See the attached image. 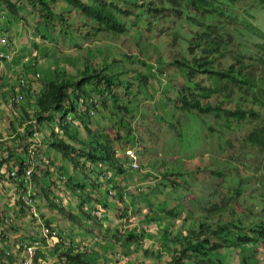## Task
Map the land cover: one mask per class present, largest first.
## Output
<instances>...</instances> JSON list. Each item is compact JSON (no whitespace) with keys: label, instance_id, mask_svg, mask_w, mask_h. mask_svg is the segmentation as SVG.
<instances>
[{"label":"trees","instance_id":"16d2710c","mask_svg":"<svg viewBox=\"0 0 264 264\" xmlns=\"http://www.w3.org/2000/svg\"><path fill=\"white\" fill-rule=\"evenodd\" d=\"M0 3L3 11L16 19L17 24L23 20L19 16L22 7L38 9L33 20L34 36L42 40L51 39L54 34L48 37L43 33L55 32V29H58L61 40L66 36L74 40L72 43L76 48L81 47L79 36L82 40L92 36L90 30L109 38L106 45L109 56L103 58L98 54L89 58L90 51L79 70L74 71L72 66L62 69L56 65L48 73V78L41 81L35 76L34 61L27 60L23 70L17 71L22 79L24 76L32 77L26 89L20 85V89L12 86L6 89L1 84L5 77L0 78V90L4 93L1 100L6 101L12 113L18 110L17 126L23 128V133L12 142V147H15L13 144L18 145V139L33 141L35 133L40 134L46 153L57 154L56 160L52 156L49 159L58 164L62 172L68 170V174L71 173L68 177L59 175L57 182L63 183L79 199L77 211L85 217L86 224L80 221L77 214H66L52 202L49 185L46 186V177L52 176L51 167L48 162L43 165L39 161L44 168L31 164L27 152L31 144L22 149L25 157L21 154L16 156V152L12 151V158L15 156L12 168H7L9 160L5 156L6 150L11 148L0 152V173L3 170L7 172V181L18 187L20 197L27 192V188L30 189L28 205L21 198L15 201L18 214L21 215L32 203H37L38 198H43L50 201L51 209L58 210L71 226L90 236L88 221L94 213H100L104 218V210L112 209L119 213L118 219H122L128 217L127 213L134 208L132 212L135 214L138 210L136 197L142 199L135 193L142 192V189L139 186L133 189L131 194L135 200L129 194L127 204L124 200L125 186H120L121 177H117L119 182L110 180L109 183H113L108 191L111 196L99 210L95 207L87 213L84 204L89 193H99V186L93 179L106 177L102 167H106L113 177L124 175L126 168L130 170L125 166L128 159L125 153L120 155L114 148L115 142L131 135V127L124 118L132 113L134 104L143 103L147 96L150 99L159 98L157 105L160 110L155 103L152 102V105L159 110V121L168 127L164 128L167 134H173L172 138L180 146L188 143L185 150L193 152V156L203 139L210 141L211 136L214 137L217 148L232 152L233 156L224 164L231 166L230 170H236L233 172L236 174L230 171L224 174L220 169L210 171L215 179L212 194L218 193L222 197L219 206L215 204L214 211L213 208L209 210L212 215L204 216L181 233L183 235L173 238H168L172 226L162 228L158 239L160 249L170 253L165 264H228L227 258L232 252V264H264L261 258H255L256 246L264 245V196L260 195V202L253 204L256 211L249 208L245 203L251 202L252 197L242 195V182L247 179L239 176L247 175L236 168L238 164L247 167L245 160L251 155L244 151L245 147L259 148L258 152L264 153V30L256 23L257 17L264 11V0H158L157 4L145 0H0ZM58 35L53 40H57ZM131 41L133 47L130 53L116 54L117 46L129 49ZM32 48L37 49L34 41ZM39 54L43 56L46 52L40 51ZM103 60L107 62L102 63ZM88 86L91 88L88 89ZM170 92L174 95L173 99L168 95ZM92 93L97 94L96 99L91 97ZM106 94L111 109L104 98ZM162 98L167 102L165 107ZM22 101L24 104L20 105ZM127 104H130L129 109ZM97 109L106 114L105 119L112 121L114 117L112 130L115 133H106L108 128L102 127L99 122L92 127L89 112L92 110L94 115ZM179 115L187 117L191 124L177 128L182 123ZM211 119L218 128H211ZM198 125L204 128H197ZM11 128H16L13 123ZM203 129L206 131L204 136L201 134ZM126 141L130 142V139ZM234 149L242 155L237 164L231 161L235 158ZM261 167H264V162ZM12 170L15 177H9ZM27 170L33 171L28 178L25 176ZM259 170L260 167L256 172ZM161 175L163 180L168 181L172 173L164 170ZM224 182L238 185L233 193L240 198V205L235 209L234 203L229 201L233 199V194L227 192L222 195L219 192ZM257 185L264 189V180ZM164 188L165 185L159 184L153 191L159 193ZM167 205L164 198L159 199L155 211L151 209L150 215L141 220L145 224L160 223L167 217L181 216L180 208L174 214L172 209H167ZM215 212L217 218L214 217ZM225 214L230 216V220L223 219ZM31 223L37 224L34 217H31ZM45 225L49 228L50 221H46ZM49 229L48 237L41 236L38 231L41 246L35 251L34 264H40L47 258L53 264H94L98 260L91 250H79V245L63 238V231ZM94 230L97 231L96 228ZM114 232L118 234L109 238H106L107 234H102V240L108 244L109 250L115 247L114 255L119 259L120 254L127 256L124 250H129L139 238L134 229L123 233L117 229ZM2 241L5 240L2 238ZM47 244L49 250L45 252ZM20 245L23 247L22 242ZM4 249H0V264H5L6 260L9 264L17 263V257L7 255ZM113 251L110 250L109 257H113ZM143 252V256L153 255V250L148 253L147 248ZM121 260L125 261V258L121 257Z\"/></svg>","mask_w":264,"mask_h":264},{"label":"rangeland","instance_id":"374dc122","mask_svg":"<svg viewBox=\"0 0 264 264\" xmlns=\"http://www.w3.org/2000/svg\"><path fill=\"white\" fill-rule=\"evenodd\" d=\"M24 1L25 0H21V2ZM145 1H152L155 4L158 3V0ZM37 10L38 9L30 10L29 7L25 6L22 7L19 16L20 18H23V20H21L19 24H17L16 19L9 17V15L5 14L2 10L4 13V19L0 20V39L3 40L2 43L0 41V78L5 77L3 78L4 83H1L3 86L0 84L2 87L9 89V87L12 86L20 89V86H24L23 88L26 89L28 86V80H31L32 77L24 76L22 79V77H19L20 73H17V71L23 70L22 67L26 65L28 61H34V67L36 69L35 76L38 80L44 81L48 78V73L53 69L52 67L56 65L60 66L62 69L72 66L74 71L76 69L79 70L80 64L90 51L89 58H91L90 55L93 58L94 55L98 56V54L102 55L103 58L109 56V53L106 51V45L109 43V38L94 32V30H90L92 36L88 37L87 40H82V37L79 36L80 41H78V43L81 46L80 48H76L72 43L74 40L70 39L68 36L63 37L61 40L60 35L57 34L58 29H55V32L49 31L43 33L48 35V37H50L51 34H54L49 40H42L41 37L36 38L34 36L35 30L33 27V20H35L34 18ZM256 23L262 30H264V11L257 17ZM79 24L82 23L80 22ZM14 28L16 32L14 31ZM57 35L59 38L53 40V38L56 39ZM33 41L37 44L36 50L32 48ZM124 47L125 48L121 47V45L117 46V51H115L117 52L116 54L123 55L124 53H130V49L133 47L132 41L129 49L126 46ZM107 50L109 51V48ZM40 51L46 52V54L42 56L39 54ZM170 56L171 55L169 54L168 58H170ZM106 62V60L102 61V63ZM11 74L12 76H10ZM16 74L18 76L14 77ZM168 74L169 73H165V75ZM21 79L25 81V84L24 82L19 83ZM163 80H165V77ZM87 88L90 89L91 87L88 86ZM3 94V91L0 90V152H4L6 148H11L8 149V151L6 150L7 155L5 156H7V159L9 160L7 168H12L14 164L13 161L15 156L12 158V151L16 152V156L20 154L22 156L23 147L26 144H31L30 149L33 152L30 158L31 164H36V166L39 164V166L44 168L40 162H43V165H46L45 163L48 162V166L51 167V175L53 177L51 176V178L49 177L48 179L46 177V186L49 185L48 192L52 202L57 206H60L66 214H77L80 221L86 224L85 217L77 211L79 199H76L75 196L65 188L63 183L60 181L57 182L59 175L64 174V176L68 177L71 173L68 174V170L64 171L65 173L62 172L63 170L60 166L53 161L56 160L57 154H54L53 152L46 153V147L41 141L40 134L35 133L36 135H34L35 138L33 141L18 139V145L16 146L13 144L15 147H12V142L18 138L19 134L23 133V128L17 126L19 123L16 121L18 110L15 109V114L9 110V107L5 103L6 101L1 100V95ZM141 94H143V92H141ZM23 95H25V92H23ZM168 95L171 99L174 98L172 92L168 93ZM91 97L96 99L97 94L92 93ZM104 98L109 104V109H111L108 95L106 94ZM158 99L159 98L150 99L147 96L143 103L138 105L134 104L132 113L124 118V121L126 120L131 127V135L130 137H127L130 139V142L126 141L127 138L115 142L114 148L120 155H124L127 150L130 151L136 147V150L138 151L139 169L132 172L126 168L124 175L113 177L106 167H102L106 177L103 179L99 178L98 180L93 179L99 186V193H89L88 200L84 204V209L86 208L87 213L95 207L99 210L101 205H103L106 200H108V197L110 198L111 196V193L108 191L111 190L113 183H109L110 180H113V182H119L118 178L121 177L123 180L122 183H120V186L123 188L125 186L126 196L124 200L127 204H129V197L127 195L130 194V196L134 197L131 194V191L137 189V186L142 189V192L135 193L136 196L140 195L142 197L140 200L136 197V206H138V210L135 214L132 212L134 208L129 210L127 213L128 217H123L122 219H118L117 215L119 213H116L112 209L104 210V218L102 217V214L94 213L93 217L88 221L92 236L79 232L83 230L71 226L69 222L62 218L63 216L59 214L58 210H55L58 213L57 214L51 209L50 201H46L43 198H38L37 203H32L30 209L25 208L20 215L18 214L19 209L15 203V200L20 198V193L15 185L7 181V175L3 170L1 172V175H3L0 176V249L3 250L7 247L4 249L6 252L9 250L15 252V254L18 255V264H22L24 261L20 259V256H22V253L20 252L22 249H20V243L22 242L25 246L27 242L33 243L32 240L37 239V241L34 242L37 243V246L34 244L35 246L31 248L32 252H34L40 245L38 231L41 234L40 230L42 227L46 228L45 222L50 221L49 227L57 231H63L65 233V237L63 238L69 242L71 241L74 245H79V250H91L98 257V260L94 264H105V262H108V264H165L166 259L170 257V253L164 252L160 249L161 246L158 239L161 236L160 233L162 232V228L172 226L170 227L168 238H173L183 235L181 233L185 232L192 224H197V222L202 220L204 216L208 214L209 216L212 215L209 210H211L215 204L219 206L218 204L221 203L222 197H219L218 193L216 195L212 194L215 179L214 174L211 175L210 171H218L220 169L222 170L221 173L224 174L225 172L229 174V171L231 174H236L233 173L236 170H230L231 166L224 164L229 161L230 156H233L231 154L232 152L227 149L224 150L217 148V141L212 136L210 141L203 139L194 156L193 152L191 153V151L189 152L185 150V146L188 145V143L185 146H180L179 143L172 138L173 134L171 135V133H169L171 136L167 134V129L164 128L168 127L162 124L158 119L160 110L158 108L159 105H157L159 102ZM161 100L165 107L167 102L164 98ZM152 102L153 104L155 103L159 110H156L155 106L152 105ZM23 104V101L20 102V105ZM129 106L130 104H127L126 107L129 109ZM105 117L106 114L97 109L95 114L89 116L88 119L92 122V127L99 122L102 127L108 128L107 132H105L111 135L112 133H115V131L112 130L114 117L112 121L105 119ZM179 120L182 123L181 126L177 128H184L183 124L186 123L188 125L191 124L188 118L184 115H179ZM12 123L16 128H11ZM210 123L211 128H218L217 125H214L212 119ZM197 128L204 127L198 125ZM43 131L45 132V128ZM201 134L203 136L206 135V131L204 129L201 130ZM183 140L186 141L185 139ZM258 149L259 148H251L248 146L245 147L244 151H247L251 155L245 160L247 167L243 166V164H238L236 166V168L245 172L247 175H239L240 177L243 176L247 179L242 182V184H244L242 195H245L248 198L252 197V201L245 204H248V207L254 211L257 209L253 204H255V202H260L261 199H258L260 195L264 196V189L259 188L257 185V182L260 183L261 180H264V167H261V164L264 162V153L258 152ZM133 152L135 153V151ZM233 153L235 154V158L231 161L237 164L238 158L242 155L236 149L233 150ZM51 156L53 160L49 159ZM126 163L127 161H125V166H128ZM259 167L260 170L256 172ZM164 170L172 173L168 181L162 179L163 176L161 175V172ZM40 176L42 177L41 173ZM54 184L55 186H53ZM159 184L165 185L166 188L162 189L159 193H155L153 189ZM130 186H133V188ZM237 186L238 185L234 182H224V185L221 186L219 191L222 195H225L227 192L233 194V199L229 200L231 203H234L233 209H235L237 205H240V198L238 199L235 196V193H233ZM105 196H107V198ZM22 198L27 201V196ZM161 198H164L168 202L167 209H172L174 214L177 213L180 208L181 216L167 217V219H163L160 223L152 222L145 224L141 219L146 215H150L151 209L155 211V207L159 205V199ZM254 198L257 199L253 200ZM111 204H114L113 200H111ZM31 211L36 214V222L39 226L31 223ZM216 214L217 212L214 214L215 218H217ZM40 216L43 217L42 219L44 222ZM223 219L228 221L230 220V216L225 214ZM99 227H101V230ZM95 228L97 231L94 230ZM114 228L115 230H121V233H123V231L128 232L130 229H134L137 234V239L139 238L138 242L130 245L129 250H124V254H127V256L120 254L121 257L125 258V261L121 260V258L118 259V257L114 255V246H112L114 251L111 255L113 257H109L108 254L112 249L109 250L108 244L102 240V234H107L106 238L111 237L113 234L117 235L118 232L115 233V230H113ZM35 232L37 233V237ZM2 238L5 241H2ZM259 246H261V244ZM143 247L147 248L148 253L153 250V255L147 254V256H143ZM48 250L49 245L44 248L45 252ZM262 250L264 251V248H262ZM258 251L259 250H257V253L255 254V258H261V260L264 261V252ZM223 254H225V251ZM106 259L108 261H106ZM227 261L228 264L233 263V252L227 258ZM43 264L53 263L50 258H47ZM259 264L263 263L260 262Z\"/></svg>","mask_w":264,"mask_h":264},{"label":"built area","instance_id":"2783aa9c","mask_svg":"<svg viewBox=\"0 0 264 264\" xmlns=\"http://www.w3.org/2000/svg\"><path fill=\"white\" fill-rule=\"evenodd\" d=\"M92 114V113H91ZM28 154H29V156H30V158H31V156H32V154H33V152L31 151V149L30 148H28ZM126 154L128 155V158H129V164H130V167L133 169V170H136V169H138V163H137V155L132 151V150H130V151H127L126 152ZM6 175H7V172L5 173ZM0 176H2L1 175V173H0ZM25 176H26V178H28L29 176H30V170H27L26 172H25ZM9 177H15V173H14V171L12 170V172H10V174H9ZM25 183H26V181H25ZM14 185V184H13ZM26 185L28 186V184L26 183ZM29 187V186H28ZM17 189H18V187H16ZM19 192V191H18ZM29 195H30V189H28L27 188V192L22 196V197H26L27 196V201L26 200H24L22 197H20L21 198V200L26 204V205H28L29 204ZM16 201V200H15ZM32 205V204H31ZM31 205L29 206V209H30V207H31ZM31 213H32V216L31 217H34L35 219L37 218L35 215L36 214H34L33 213V211H31ZM55 233V232H54ZM41 235L43 236V237H48L49 235H50V229H48V228H44V227H42V229H41ZM34 244H36V246H37V243H31V244H26L25 246L23 245V247H21V245H20V249H21V255L22 256H20V259L22 260V261H24L22 264H34L33 263V257H34V255H35V251L34 252H32V250H31V248H33V246H35ZM39 247H40V245H39ZM39 247H37V248H39ZM36 248V249H37ZM6 254L7 255H12V256H16L17 257V259H18V255L17 254H15V252H12V251H9V252H6ZM19 259V260H20ZM43 262L44 261H41L40 262V264H43ZM19 263V261L17 260V263H15V264H18ZM5 264H9V263H5Z\"/></svg>","mask_w":264,"mask_h":264},{"label":"clouds","instance_id":"9594fccd","mask_svg":"<svg viewBox=\"0 0 264 264\" xmlns=\"http://www.w3.org/2000/svg\"><path fill=\"white\" fill-rule=\"evenodd\" d=\"M2 10H4L3 9V6L1 5V3H0V16L2 15V14H4L3 12H2ZM24 82V84H25V81L24 80H20L19 81V83H23ZM92 113V114H91ZM89 114H90V116H93V111L91 110L90 112H89ZM133 151H135V153L137 154V150H136V148L134 147V149H132ZM127 151H129V150H127ZM126 151V152H127ZM126 152H125V155L127 156V158H128V155L126 154ZM127 164H128V167L130 168V170L132 171V172H135L136 170H133L131 167H130V164H129V158L127 159ZM139 162V160H138V154H137V163ZM138 169H139V167H138ZM41 231V230H40ZM41 235V234H40ZM42 236V235H41ZM33 242H36V241H33ZM28 244V243H27ZM47 245H49V244H47ZM46 245V246H47ZM260 244H258L256 247H257V250H259V251H263L262 250V248H264V245H261V246H259ZM40 246H41V241H40ZM10 251V250H9ZM9 251H7V252H9ZM258 251V252H259ZM264 252V251H263ZM261 253V252H260ZM121 258V257H120ZM5 263H7V260L5 261Z\"/></svg>","mask_w":264,"mask_h":264},{"label":"crops","instance_id":"0c3cea01","mask_svg":"<svg viewBox=\"0 0 264 264\" xmlns=\"http://www.w3.org/2000/svg\"><path fill=\"white\" fill-rule=\"evenodd\" d=\"M5 14H6V13H5ZM1 19H4V14H2V15L0 16V20H1ZM2 24H3V23H2ZM2 24H1V25H2ZM14 29H15V28H14ZM15 31H16V30H15ZM0 41H1V43L3 42L2 39H0ZM13 100H14V99H13ZM36 223H37V222H36ZM36 225H37V224H36ZM46 228H48V227L46 226ZM49 228H50V227H49ZM49 228H48V229H49Z\"/></svg>","mask_w":264,"mask_h":264}]
</instances>
